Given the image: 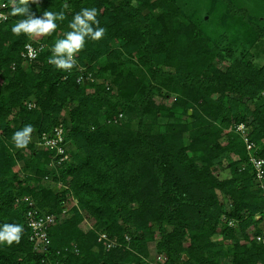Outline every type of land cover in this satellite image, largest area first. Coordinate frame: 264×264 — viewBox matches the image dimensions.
<instances>
[{
  "label": "trees",
  "instance_id": "trees-1",
  "mask_svg": "<svg viewBox=\"0 0 264 264\" xmlns=\"http://www.w3.org/2000/svg\"><path fill=\"white\" fill-rule=\"evenodd\" d=\"M245 1L30 0L37 17L65 15L34 40L12 33L24 17L0 0V228L24 229L19 243L0 244V264H152L150 244L156 264L261 263L252 237L264 197L235 127L249 129L264 159V12ZM93 7L106 33L77 54L94 79L79 85L75 67L48 59L74 15ZM28 42L44 45L30 63ZM29 124L31 142L17 149L13 134ZM58 126L68 159L49 168L55 150L36 142ZM23 198L41 215L67 208L43 256ZM96 233L120 247L105 250Z\"/></svg>",
  "mask_w": 264,
  "mask_h": 264
},
{
  "label": "clouds",
  "instance_id": "clouds-1",
  "mask_svg": "<svg viewBox=\"0 0 264 264\" xmlns=\"http://www.w3.org/2000/svg\"><path fill=\"white\" fill-rule=\"evenodd\" d=\"M13 7L11 15L23 16L24 19L18 20L11 31L14 35L25 34L30 38L49 36L58 27L57 21H64L63 12L44 11L40 17L35 16L30 11V0H11ZM36 3L37 0H31ZM7 7V5H4ZM133 6H135L133 4ZM96 8H82L76 13L69 23L68 27L71 31L64 34V38L57 39L51 48L52 55L48 59V63L55 68L70 72L76 67V56L81 52L86 44L87 39L99 41L104 38L106 29L101 27L97 19ZM5 19L7 17H4ZM29 58H35L34 50L29 46ZM34 128L32 125H25L21 130L13 134L12 140L17 149H25L31 142ZM23 226L18 224H5L0 228V244L11 245L13 242L19 243L23 234Z\"/></svg>",
  "mask_w": 264,
  "mask_h": 264
},
{
  "label": "built area",
  "instance_id": "built-area-1",
  "mask_svg": "<svg viewBox=\"0 0 264 264\" xmlns=\"http://www.w3.org/2000/svg\"><path fill=\"white\" fill-rule=\"evenodd\" d=\"M4 8V5L0 4V23L6 20L4 18L6 16L2 12ZM29 46L34 50L35 58H29ZM43 48L44 45L41 43L36 42L35 44H32L31 42H28L23 48L21 57L25 62L30 63L36 59L38 53ZM75 68L77 70L76 82L79 85H83L88 82H94L91 74L88 72L85 73V70L82 67L76 66ZM26 107L27 109H32L34 108V105L32 103H26ZM120 117L121 116L119 115L118 118ZM248 131L249 129L243 124H239L235 127V132L240 136L243 144L245 145V150L247 152V164H249L253 174L252 182L254 187L261 193L262 197H264V159H261L253 154L256 146L253 142L248 140ZM62 142L63 131L61 126L53 129V131L48 135L42 134L37 140V147L55 150L54 156L50 158L49 168L53 166H60L61 163L68 159L67 155L64 154L66 148L65 146L63 147ZM62 188L65 187L62 186ZM22 203H25L26 205L24 222L26 228L29 230L28 240L32 244L33 252L37 255L43 256L47 253L49 247L47 230L49 227L53 226L56 221L64 219L67 208H64L58 216L48 214L41 215L36 211L34 208V203L30 199L23 198ZM71 203L72 204H70V206L74 205L75 201L71 199ZM221 219L226 223L228 228L234 227L235 223L233 221H225L223 217H221ZM256 220L259 221V224L257 226V232L253 235L252 240L262 249V251H264V215L256 217ZM96 236L97 242L101 243L105 250H110L116 246L120 247V244L109 239L105 233H96ZM124 240L128 242V237H125ZM149 261L152 264H156L157 262L163 261V259L160 256H155L154 259H149ZM260 264H264V258H262Z\"/></svg>",
  "mask_w": 264,
  "mask_h": 264
},
{
  "label": "rangeland",
  "instance_id": "rangeland-1",
  "mask_svg": "<svg viewBox=\"0 0 264 264\" xmlns=\"http://www.w3.org/2000/svg\"><path fill=\"white\" fill-rule=\"evenodd\" d=\"M249 3H251L252 5H253V8H257V6L259 5L260 6V8H261V11L262 12H264V3H262V4H260L257 0H251V2L248 0H246L245 1V4H249ZM32 39H34V40H39L40 39V37H35V38H32ZM262 48H264V46H262ZM260 61L261 62H264V54H261V59H260ZM218 66L220 67V68H223V65H220V64H218ZM149 256H150V259H154L155 258V256H158V255H156V253H155V248H154V245L153 244H150L149 245Z\"/></svg>",
  "mask_w": 264,
  "mask_h": 264
},
{
  "label": "water",
  "instance_id": "water-1",
  "mask_svg": "<svg viewBox=\"0 0 264 264\" xmlns=\"http://www.w3.org/2000/svg\"><path fill=\"white\" fill-rule=\"evenodd\" d=\"M188 114H190V112H188Z\"/></svg>",
  "mask_w": 264,
  "mask_h": 264
}]
</instances>
